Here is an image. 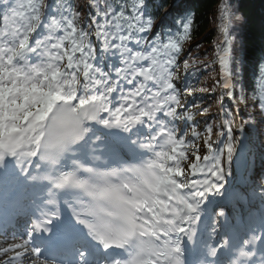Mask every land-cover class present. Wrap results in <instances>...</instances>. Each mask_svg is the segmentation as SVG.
I'll return each instance as SVG.
<instances>
[{
	"label": "snow or ice",
	"instance_id": "obj_1",
	"mask_svg": "<svg viewBox=\"0 0 264 264\" xmlns=\"http://www.w3.org/2000/svg\"><path fill=\"white\" fill-rule=\"evenodd\" d=\"M85 4L0 0V190L32 193L0 264H264V210L225 208L239 105L264 126V62L249 95L226 28L198 63L188 10L165 25L158 0ZM217 66L212 88L192 82ZM216 88L235 114L189 99Z\"/></svg>",
	"mask_w": 264,
	"mask_h": 264
},
{
	"label": "trees",
	"instance_id": "obj_2",
	"mask_svg": "<svg viewBox=\"0 0 264 264\" xmlns=\"http://www.w3.org/2000/svg\"><path fill=\"white\" fill-rule=\"evenodd\" d=\"M73 2L79 5L82 12L87 11L85 0ZM158 2L162 3L156 12L158 22L165 12L170 13L163 21L165 25H170L172 18L178 19L185 10H188L187 14L192 17L193 24L190 38L184 42V48L187 50L191 47V54L198 63L211 62L217 42L222 39L221 27L230 32L239 60L241 84L247 86L246 91L250 95L259 65L264 62V0H158ZM222 4L228 5L225 17L220 14ZM217 73L218 66L200 68L191 79L197 87L211 88V83L216 82L213 77ZM243 109L248 112L250 107L245 108L243 105Z\"/></svg>",
	"mask_w": 264,
	"mask_h": 264
},
{
	"label": "rangeland",
	"instance_id": "obj_3",
	"mask_svg": "<svg viewBox=\"0 0 264 264\" xmlns=\"http://www.w3.org/2000/svg\"><path fill=\"white\" fill-rule=\"evenodd\" d=\"M217 75L213 77L214 80L217 79ZM214 84H215L214 82L211 83V88ZM220 95H221V90L219 88H216L214 93L208 92L206 95H201L197 93L195 96L190 97L189 99L192 100L197 105L209 107L210 113L213 116L216 115L217 109L220 107L221 103H223L224 109L232 111L235 114L237 110L236 103L227 97H224L223 100L221 101L219 98ZM225 99L226 101H224ZM241 107L242 105H239L240 115H237L235 117L234 128H236V126L238 125L242 126L244 128V131L248 135V138L251 141L252 153L254 154V156L255 155L257 156L256 158L258 159V163H259L257 172H255L251 176L252 177L251 179L254 181L255 184L253 189L261 188L260 190H264V176H262V173H264V168H262V160H261L262 155H264V149H262L261 146L264 145V143H258V141L255 140L260 138L264 141V136L261 137L260 134V133H264V128L262 132L260 130L258 131L257 128L254 126L245 124L244 120L247 119V115H246L247 113L242 111ZM197 118L201 119V123L203 122L202 118L200 117ZM234 135L236 137V143H237L238 133L235 129H234ZM230 172H231V168H230Z\"/></svg>",
	"mask_w": 264,
	"mask_h": 264
},
{
	"label": "bare ground",
	"instance_id": "obj_4",
	"mask_svg": "<svg viewBox=\"0 0 264 264\" xmlns=\"http://www.w3.org/2000/svg\"><path fill=\"white\" fill-rule=\"evenodd\" d=\"M236 131H237V133H238V135L240 136V141H239V143L237 144L236 143V146H237V148H240V143L241 142H245L246 143V145L248 144V142H247V135H246V133H245V131H244V128L242 127V126H236V128H234ZM248 146H246L244 149H242L241 150V152H239L238 154H237V157H236V159H235V161L233 162V169H234V171H233V174H232V176H231V178H230V176L228 175L227 176V179L226 180H228V182H227V184H226V187H227V189L229 190V192L231 193L232 192V190H233V187L235 186V185H237V184H239L240 182H242V179H243V175H242V173H243V171H244V167H245V164H246V162L250 159V160H253V158L251 159V155L252 154H250V153H246L247 152V148ZM249 150V149H248ZM253 156V155H252ZM254 157V156H253ZM250 160H249V162H250ZM246 184H248V183H244V181H243V183H242V186H244V185H246ZM9 198V197H8ZM230 203V202H229ZM231 203H234V202H231ZM17 239H19V238H17ZM10 242H12V239L11 240H8V241H4V239L3 238H1L0 239V246H6V244L7 243H10ZM3 259V257H0V260H2Z\"/></svg>",
	"mask_w": 264,
	"mask_h": 264
}]
</instances>
